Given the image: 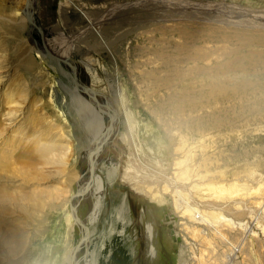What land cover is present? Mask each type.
<instances>
[{"label":"rangeland","instance_id":"rangeland-1","mask_svg":"<svg viewBox=\"0 0 264 264\" xmlns=\"http://www.w3.org/2000/svg\"><path fill=\"white\" fill-rule=\"evenodd\" d=\"M0 8L5 10L0 13L4 18L0 20V264H66L68 255L80 260L89 238L93 244H104L98 264H147V225L154 227L159 255L148 264L179 263L180 248L166 243V208L149 209L136 198L126 197L127 191L116 187L113 178L106 179L107 172L115 167L120 173V165L123 169L132 165L131 151L121 137L129 132L126 118L112 117V106L129 110L133 137L145 163L153 166L158 158L171 173L172 161L177 157L172 152L177 146L176 136L171 143L164 130L165 125L176 129L177 124L172 117L159 119L152 112L160 97L171 94L155 87L156 81L173 77L171 70L155 57L161 44L154 41L158 36L152 32L159 26L171 30L202 24L207 35L209 29H216L231 36L223 42L199 45L202 55L209 54L201 66L211 69L237 59L245 66L240 70H220L216 78L201 76L185 83L203 91L221 84L224 92L220 94L225 93V97L217 98L205 110L214 111L217 122H224L226 128L218 130L221 134L214 132L217 143L212 154L227 158L231 167L244 156L251 162L249 156L253 155L257 162L251 168L264 180V44L241 47L232 38L234 31L252 32L250 29L226 28L212 21L229 14L227 11L235 12L234 15H242L239 9L246 13L264 12V0H0ZM16 8L21 13H32V41L26 37L27 43L23 41L26 29L13 35L7 21L12 19L8 12ZM42 41L52 54L59 56L58 53L71 62L79 83L96 91L100 108L75 87L72 72L60 63L48 57L41 63L36 58V71L22 69L26 58L35 59L29 48L39 51ZM175 41L182 42L178 38ZM98 64H103V68ZM194 66L177 68L190 72ZM78 102L93 106L95 113L83 109ZM11 110H19L16 117L10 115ZM99 122L103 127L110 126L113 134L104 142L101 155L96 156V169L88 183L87 152L94 139L87 126L98 127ZM100 132L103 134L104 130ZM95 177L103 181L105 192L98 206V218L90 222L98 196ZM83 182L86 193L78 201L74 198L72 205H77V214L89 229L86 239L70 211V199ZM124 197L126 208L122 210ZM116 210H121V214L117 215ZM248 256L250 264H264V249L259 255Z\"/></svg>","mask_w":264,"mask_h":264},{"label":"bare ground","instance_id":"bare-ground-1","mask_svg":"<svg viewBox=\"0 0 264 264\" xmlns=\"http://www.w3.org/2000/svg\"><path fill=\"white\" fill-rule=\"evenodd\" d=\"M239 10L242 15H234L235 12L232 14V12L227 11L229 14H222L221 17H215L212 21L213 23L222 24L226 28L250 29L252 32L234 31L235 34L232 38L242 44L241 47L243 45L254 47L263 45L264 12L246 13L243 9ZM0 13L4 14L5 10L0 8ZM8 14L12 16V19L7 20L12 34L18 36V33L25 28V39L23 41H27L26 37L29 41H32L31 10L21 13L16 8ZM0 20L3 21L4 18L0 17ZM192 21L199 22L197 19ZM26 23H28L27 27H25ZM203 28L202 24H188L171 30L159 26L152 32L159 38V40L157 38L154 41L161 44L158 54H155V52L152 54H155L156 59L161 60L165 68L171 70L170 72L173 75V77L170 76L171 78L167 77L164 80L156 81L155 84L157 85L155 87L165 89L171 94L168 93V96L160 97L156 107L152 106V112L159 119L172 117L177 124L176 129H174V126V128H170L167 125L164 129L169 134L171 143L175 136L177 140V146L172 151L177 157L172 161L171 173L168 171V166L165 163L162 164L158 158L154 160L153 166L143 161V153L137 147L133 137L132 128L134 127L132 126L134 125L132 124V117L128 113L129 110L122 111V108L112 106L115 109L112 111L115 116L112 115V117L117 119L118 115H123L126 118L129 132L121 137L123 145L131 151L129 158H132V165H128L127 169H123L120 165V169H122L120 173L116 172L115 167L112 172H107L106 179L113 178V183L116 182L121 187L127 188L126 197L136 198L140 203L146 204L149 209L156 206L163 207L162 209L166 208L165 211L162 210L168 239L166 243L171 247L177 246L180 248L178 264H250L251 257L248 254L255 253L259 255L264 249V180L263 176L255 174V170L251 168V166L254 167L257 158L255 159L251 155L252 157L249 156V159L253 160L249 162L248 159H244L245 156L242 159L240 157L239 159L244 162L238 164L241 161L237 159L233 162L235 166L231 167L232 164L226 160L227 158H223L221 155L218 158L217 154H212L217 143L215 135H213L214 132L226 128H223L224 122H217L214 111L210 113L205 110L211 108L216 103L217 98L223 99L225 97V93L220 94L224 92V88L221 84H216L210 88L212 90L203 91V89L197 90L196 87L193 88L189 83H185L195 77L201 78V76L203 78L204 76L216 78L218 74H221L219 73L220 70H240L243 62L241 59L234 62L228 60L221 65L226 70L222 69L221 66L211 69L203 68L201 64L208 59L209 54L202 55L199 45L215 40L223 42L231 39V36H226V34L216 29H209L210 34L207 35ZM93 30H96V27ZM153 38L155 37L153 36ZM175 38L181 39L182 42L179 44L175 41ZM29 49V54H35V59L32 57L26 58L21 67L23 70L32 73L37 70L36 68L39 65L36 58H39L42 63V60L48 56L42 48H39V51L34 50L33 47ZM155 50L156 48L153 51ZM57 55L65 59V56L58 53ZM189 64L195 65L193 69L190 67L192 69L190 72L177 68ZM98 65L101 68L104 66L103 64ZM147 75L148 77L151 76V74L149 76V73ZM2 81L3 78L0 77V82ZM173 81L177 82L175 86H171ZM73 83L84 94L83 88L77 85L80 84L78 78ZM82 86L86 87L85 85ZM91 90L90 94L95 97L96 91ZM239 93L241 92L239 91ZM90 101L92 100L90 99ZM92 103L94 102L92 101ZM79 104L83 109L95 113L93 106H89L85 102ZM95 106H97L96 103ZM200 111H204V113L200 114ZM18 112L19 110H11L10 115L16 117ZM87 127L94 139L87 155L91 156L94 148L99 147V156L104 142H107V137L111 132L113 134V130L106 127V125L103 127L101 122H99L98 127L91 125ZM101 130H104L103 134H99ZM174 130L176 131L173 132ZM219 132L218 134H221ZM112 144L114 147H118L117 142L114 141ZM246 157L248 158V156ZM96 159L94 158L93 162ZM94 164L96 165L97 162H94ZM95 182L98 188V196L94 202V210L92 209L93 211L89 217L90 222H94L98 218V206H100V200L104 198L105 192L103 181L95 177ZM85 189H87V186L83 182L79 187V193H83ZM122 200V210H124L126 208L125 197ZM116 211L118 212L117 215L122 212L121 210ZM146 231L145 259L148 264L150 259L155 262V258H158L159 255L154 243L153 225H147ZM121 234H125L124 230L121 231ZM87 236H90V234ZM84 246L86 247V253L82 259H73L68 255L65 263L73 264L75 261L76 263L80 262V264H98V255L104 244L102 242L99 245L93 244L92 239L89 238Z\"/></svg>","mask_w":264,"mask_h":264},{"label":"water","instance_id":"water-1","mask_svg":"<svg viewBox=\"0 0 264 264\" xmlns=\"http://www.w3.org/2000/svg\"><path fill=\"white\" fill-rule=\"evenodd\" d=\"M35 28L38 29L36 26H35ZM38 31H39V30H38ZM39 32H40V31H39ZM42 49L45 51L46 55H47L50 59H52V60H54V61L60 63L61 65L65 66L67 69H69V70L72 72L74 82L77 80L76 68H75V67H74V66H73L68 60H66V59H62V58H60V57H58V56L52 54L50 51H48V49L45 47L43 41H42ZM77 85H78L79 87H82V88H83V91H84V94H85L89 99H91L94 103H96L97 106L100 108V105L98 104V101L96 100V98H95L92 94H90V92H92V90H91L90 88H87V87L82 86V84H77ZM108 116H109V115H108ZM109 117H110V116H109ZM108 127H110V126H108ZM99 151H100V150H99V147L94 148V150H93V154H92L93 156L91 155V156H89V158H88L89 169H90V170H89V174H90V176H89L88 183L92 180L93 173L95 172L96 165H93V160H94V158H96V156L98 155V152H99ZM114 185H115L116 187H119V188H124V190H126V191L128 192L127 188H125V187H121L118 183L115 182ZM84 193H86V192L84 191L83 193H79V192L77 191V193H75L74 196L70 199V211H71V216H72L74 222H75V223L77 224V226L79 227V230H80L81 234L84 233V239H86V238H87V235H89V234H88V233H89V229H88V227L86 226L85 222L79 218V216H78V214H77V210H76V206H77V205H76V204H75V205H72V201H73V199L76 198L77 201H78V200H79V197H81L82 195H84Z\"/></svg>","mask_w":264,"mask_h":264},{"label":"flooded vegetation","instance_id":"flooded-vegetation-1","mask_svg":"<svg viewBox=\"0 0 264 264\" xmlns=\"http://www.w3.org/2000/svg\"><path fill=\"white\" fill-rule=\"evenodd\" d=\"M155 239L157 240V234H156V236H155Z\"/></svg>","mask_w":264,"mask_h":264}]
</instances>
